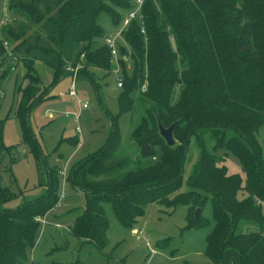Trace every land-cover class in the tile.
<instances>
[{"label": "trees", "instance_id": "1", "mask_svg": "<svg viewBox=\"0 0 264 264\" xmlns=\"http://www.w3.org/2000/svg\"><path fill=\"white\" fill-rule=\"evenodd\" d=\"M136 1L10 0L8 13L15 17L9 14L2 34L14 45L9 52L24 66L28 82L17 88L13 114L38 162L43 155L28 117L48 98L50 88H41L34 66L49 67L54 81L79 65L78 73L92 82L95 72L112 74L99 18L109 14L114 31ZM141 10L142 20H131L123 32L120 52L130 58L131 69L121 60L124 81L111 134L100 150L75 162L66 179L86 195L72 234L81 244L104 250L109 243L105 204L122 227L135 230L148 204L167 209L186 205L196 211L210 199L215 228L205 252L209 261L264 264V156L256 138L264 126V0H145ZM4 19L3 14L0 22ZM33 29L36 33L30 35ZM7 52L0 41V68L9 64L11 70ZM136 110L141 113L131 140L140 148L159 150L160 158L151 164L119 153L120 116ZM159 120L165 128L179 122L173 147L160 136ZM193 137L201 153L189 190L179 193ZM2 151L10 152L0 142ZM218 152L240 160L248 193L244 200L238 199L242 178L227 175ZM60 184L59 169H47L45 194L10 210L3 206L17 194L0 182V264H27V252L36 246L41 229L38 219L57 207ZM189 216L199 223L201 215Z\"/></svg>", "mask_w": 264, "mask_h": 264}, {"label": "rangeland", "instance_id": "2", "mask_svg": "<svg viewBox=\"0 0 264 264\" xmlns=\"http://www.w3.org/2000/svg\"><path fill=\"white\" fill-rule=\"evenodd\" d=\"M9 4L10 0H0V18L3 14L6 19L9 14L12 18L15 17L14 14L8 13ZM99 25L106 35L113 31L110 15L106 12L101 13ZM2 31L0 27V41L3 45L6 42L10 51L14 45L5 41ZM35 33L36 29H33L30 35ZM9 61L11 70L9 64L0 68V76H3L0 82V142L10 151L0 152V182L17 196L3 207L15 210L45 194L47 169L55 167L59 169L61 181L60 198L61 193L65 194L59 206L46 216V225H43V217L38 219L41 229L37 235L36 246L27 252V264H212L205 253L209 235L215 228L210 199L200 211L199 223L188 219L189 213L197 211L189 206L178 205L174 209H167L157 203L148 204L144 207V215L138 218L137 234L122 227L110 204H105L104 210L109 225L108 246L99 250L94 245L81 244L82 241L73 236L72 229L77 215L85 208L86 195L77 188H71L66 179L73 164L100 150L111 134V117L117 116L119 112L117 98L122 92L121 88L116 87L117 76L115 73L109 75L108 72L98 71L95 72L94 83L89 76L78 74L74 87L77 96L70 98L68 93L73 77L66 75L54 81L52 70L43 63H36L34 74L38 76L41 88H50L48 98L33 109L28 117L43 155L38 162L26 145L20 121L13 114L14 105L20 95L17 88L23 89L28 84L24 79L25 69L19 60ZM178 92L177 88L174 100L178 97ZM138 94V91L134 92L132 97L136 98ZM86 103L89 104L88 109L82 110V104ZM66 112L71 114L69 118L64 117ZM140 113L136 110L132 115L120 116L119 153L132 158L140 156L144 163L151 164L153 158H160L159 150L140 148L131 140V132L139 122ZM49 114L53 115V118H50ZM77 115L78 121L74 117ZM74 137H77L84 147L81 152L69 158L74 148L65 144L64 138ZM256 138L261 144L264 156V126L259 128ZM200 153L197 137H193L179 193L189 190V176ZM217 155L222 157L218 164L225 167L227 175H239L242 178L243 186L238 199L244 200L248 193L244 189L246 175L240 160L231 152H218Z\"/></svg>", "mask_w": 264, "mask_h": 264}, {"label": "built area", "instance_id": "3", "mask_svg": "<svg viewBox=\"0 0 264 264\" xmlns=\"http://www.w3.org/2000/svg\"><path fill=\"white\" fill-rule=\"evenodd\" d=\"M145 0H137L135 2V6L132 9L131 13L129 15H127V17L124 19V21L121 24V27L117 28L116 30L112 31L110 34H108L107 36L104 37L103 42H105V44L108 46V48L110 49L111 52V57H112V63L114 65V69H113V73L116 74L117 78H116V87L118 88H123V72H122V67H121V60H125V62L127 63V69H131L130 67V58L127 56H122L121 52H120V45L125 44V41L123 39V32L126 30V28L128 27L129 23L131 22V20L133 19H139L142 20V6L144 4ZM7 19H4L0 22V27L1 26H5L7 24ZM4 45L6 46L5 48L9 51V48L7 47V43L5 42ZM8 58L9 60H13L16 61V57L13 56V54L11 52L8 53ZM81 69V66H76V67H68L67 71L69 73H73V79H72V83L70 86V91H69V96L71 98L76 97L77 96V92L75 87V79L76 76L78 74V71ZM12 70L14 71V68H12ZM89 107V104H83L82 108L84 110H87ZM66 117H70L71 114L66 113L65 114ZM75 118H78L79 115L74 116ZM65 198V194L61 193V198L60 201L57 205V207L59 206L60 202L62 199ZM56 207V208H57ZM47 216V215H46ZM44 223L43 225H46V217H43ZM42 220V221H43ZM42 225V227H43ZM59 228V227H58Z\"/></svg>", "mask_w": 264, "mask_h": 264}, {"label": "water", "instance_id": "4", "mask_svg": "<svg viewBox=\"0 0 264 264\" xmlns=\"http://www.w3.org/2000/svg\"><path fill=\"white\" fill-rule=\"evenodd\" d=\"M178 125L179 122H176L165 128L160 120L158 122V132H160V136L169 147H173L176 144V140L174 138V130ZM200 211L201 208L197 209V211L195 212V219L199 218Z\"/></svg>", "mask_w": 264, "mask_h": 264}, {"label": "crops", "instance_id": "5", "mask_svg": "<svg viewBox=\"0 0 264 264\" xmlns=\"http://www.w3.org/2000/svg\"><path fill=\"white\" fill-rule=\"evenodd\" d=\"M71 74V76L73 77V73H70ZM79 74V73H78ZM77 74V75H78ZM68 96H69V94H68ZM70 97V96H69ZM71 98V97H70ZM82 106H83V104H82ZM82 106H81V109L82 110H84L83 108H82ZM81 109H80V111H81ZM66 113H68V112H66ZM66 113H64V117L65 118H69V117H66L65 116V114ZM49 117L50 118H53V115H51V114H49ZM75 119H77V121L79 120V117L78 118H75ZM78 131H80V129L78 130ZM64 140H65V144H67V145H70L71 147H72V149L74 150V152L73 153H71V155H70V157L69 158H71L72 156H75L76 154H77V152H81L82 151V149H83V147H84V145L83 144H81V143H79L80 141H79V139L77 138V137H74V138H67V139H65L64 138ZM75 140H78L77 141V143H75ZM74 145H76V146H74ZM74 146V147H73ZM81 147V148H80ZM79 148H80V150H79ZM79 150V151H78ZM90 156V155H89ZM88 156V157H89ZM85 158H87V157H85ZM84 158V159H85ZM81 160H83V159H81ZM78 216V215H77ZM60 217V216H59ZM132 232L134 233V234H137L138 232H139V229H135V230H132ZM87 245H91V244H87ZM93 246V245H92Z\"/></svg>", "mask_w": 264, "mask_h": 264}, {"label": "bare ground", "instance_id": "6", "mask_svg": "<svg viewBox=\"0 0 264 264\" xmlns=\"http://www.w3.org/2000/svg\"><path fill=\"white\" fill-rule=\"evenodd\" d=\"M73 79V78H72Z\"/></svg>", "mask_w": 264, "mask_h": 264}]
</instances>
